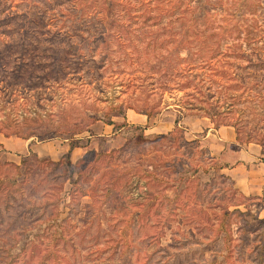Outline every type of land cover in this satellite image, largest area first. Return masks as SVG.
Here are the masks:
<instances>
[{
	"label": "rangeland",
	"instance_id": "obj_1",
	"mask_svg": "<svg viewBox=\"0 0 264 264\" xmlns=\"http://www.w3.org/2000/svg\"><path fill=\"white\" fill-rule=\"evenodd\" d=\"M195 2L204 6L201 12L193 13L197 25L191 37L197 65L187 71L193 78L190 86L179 89L176 83L184 81V73L179 72L175 81L164 88L159 73L148 68L140 70L143 64L139 68L131 65V47L124 50L107 35L119 29L116 21H121V14L97 9L104 6L102 0H0V120L39 126L38 131L47 129L42 136L28 139L15 135L7 138L0 133L2 225L20 210V188L37 203L45 197L54 198V190H58L55 174L61 171L47 174L50 167L35 170L23 183V158L34 152L39 158L57 161L68 153L69 161L74 163L85 151L94 149L106 154L97 157L92 153L81 163L78 186L85 195L74 206L77 212L73 221L81 225L82 219L89 216L98 220L100 232L95 235L96 228H92L80 247L100 248L102 252L85 264H121V244L110 257L113 240L119 238L120 243V234L130 242L125 264H264V252L262 260L259 258L264 245L263 196L244 193L234 182V201L240 202L235 205L228 199L229 191L221 195L222 190L215 191L214 187L208 191L182 187L186 178L197 177L195 182H205L213 174L223 173L217 168L223 164L210 154L211 141L203 139L207 130L203 124L239 128L242 141L235 138V145L240 148L257 144L260 137L264 141V69L255 70L247 60L227 56L234 36V32L227 36L229 0L190 3ZM93 9L100 11L96 17L92 16ZM74 11H83L85 22L74 25L73 30L60 26L59 19L52 21L53 15L73 16ZM202 12L209 13L207 21ZM87 16H92L91 23ZM243 16L251 15L245 10ZM165 18L161 16L160 24ZM254 18L264 29V0H259ZM123 20L128 23L127 15ZM136 25L132 21L129 28ZM221 26L222 33L211 36L213 31L220 32ZM98 35H106L107 40L98 39ZM67 47L71 48L66 52L69 60L61 56ZM185 53L180 52L182 56ZM106 65L108 70L104 72ZM186 65L190 64L178 67ZM90 116L95 119L88 130L76 135L79 145L72 149L67 135L49 130L52 126L64 129L62 124L68 118L80 122L90 120ZM175 121L186 140L197 142L179 148L160 146L153 151L136 143L140 132L136 125L145 127L148 142L172 130ZM47 135L53 137L41 140ZM125 143L129 145L120 151ZM112 149L115 151L110 153ZM168 163L179 170L177 174L166 171ZM68 166L70 173L73 168ZM76 177L73 172L72 178L64 182L60 203L69 202L67 192ZM111 181L114 187H108ZM108 188L112 189L109 197L105 195ZM240 193L256 197L244 199ZM90 203L95 206L82 207ZM62 204L57 210H62ZM34 211L26 214L25 220L20 216L15 222L17 229L23 224L27 227L9 249V254L18 259L17 264H22L23 245L28 253L31 241L43 247L50 237L52 228L45 229L49 223L45 222V213L38 216L41 210ZM65 215L61 212L59 217ZM73 259L84 264L77 256Z\"/></svg>",
	"mask_w": 264,
	"mask_h": 264
},
{
	"label": "trees",
	"instance_id": "obj_2",
	"mask_svg": "<svg viewBox=\"0 0 264 264\" xmlns=\"http://www.w3.org/2000/svg\"><path fill=\"white\" fill-rule=\"evenodd\" d=\"M244 1L229 0L230 3L227 5V36H230V34L234 32V36L232 38L233 45L227 47V56L245 59L247 60L249 67L255 70H261L264 69V45L263 43H259L264 41V29L259 27L257 19L254 18V14L257 13V7L259 6V0ZM102 2L105 3L104 6H101V8L97 9L107 10L108 12L113 11V13L121 14V21L119 23L116 21L119 25V29L114 30V32H109L107 35L111 36L114 41L118 42L121 47L124 48V50L126 46L131 47L133 50L132 54H134L130 58L131 65H135L136 68H139L138 66L143 64L145 67L141 68L140 70H145L148 68L151 72L159 73V80H163L161 84H163L164 88H168V84L171 81H175V77L177 74H179V72L185 74V79L183 82H175L176 86L179 87V89L190 86V82L193 78L190 77V72L187 71H191L197 65V63L194 65L193 61L194 55L197 54H195V44L192 41L193 37H191L195 35V26L197 25L195 22L196 18L193 13L194 11H196V14L201 12L204 9V6L198 4L196 5V2L195 4H191L190 2H192V0H131V2H129V0H102ZM239 3L241 4L239 5ZM245 10H247L248 14L251 16H243V11ZM98 12L100 11L93 9L92 16L96 15ZM83 13L84 12L81 11L80 14H78L76 11H74L73 16H70L68 13L62 16L53 15L52 21L60 20V26L73 30L74 25L78 24L79 22H85ZM76 14L79 16L77 17ZM125 15H127L128 23L123 20ZM162 15H164L166 18L165 21L160 24L159 20ZM92 16L86 17L89 19V23L92 22L90 19ZM203 16H205L204 21H207L208 17H210L208 12H204ZM137 17L141 18L140 22L136 21ZM132 21L137 23V25L134 28H129V24H131ZM185 22L187 25H184ZM145 25L147 27H145ZM223 29L224 27L221 26V31H213L211 36L220 35ZM179 30H183L184 33L181 34ZM97 37L100 39L101 35H98ZM105 37L106 35L103 36L101 40H107ZM122 44L125 45L122 46ZM70 49V47H67L63 51L65 55H61L66 60H69V56L66 55V52H68ZM75 50H79V48L76 47ZM182 50L186 51L183 56L180 54ZM217 50H220V48L217 47ZM23 52L27 51L23 50ZM72 57L73 56L71 55L70 58ZM199 58L202 61H205L204 58ZM59 59L60 57H58V60ZM58 60L56 59L55 63L58 62ZM183 63L190 65L179 68L178 64ZM108 66L109 65L103 67L104 72L108 70ZM116 110L121 112V109ZM146 115L147 117L149 116L148 113ZM6 117H8L7 119L9 120L10 117L8 115ZM94 119L95 118L90 116V120L75 122L73 118H68L62 124L64 129H58L59 127L52 126L49 130L53 134L62 132L63 135H67L66 138L69 140V147L72 149L79 145L76 135L88 130V126L93 122ZM1 120L0 133H2L5 137L15 135L17 137L28 139L31 136L40 137L44 134L43 132H47V129L38 131L39 126L36 127L33 125H24L17 122L12 123L10 120L8 122ZM211 121L214 122V120ZM215 126H217V122L215 123ZM136 127L140 130L136 143L140 144L142 148L145 146L146 148L144 150H146L148 147L152 151L158 150V147L160 146H164L165 148L166 146L179 148L185 144L197 142V140L194 142L186 140L181 134L176 121L174 122V127L172 130L168 131L166 134L156 135L148 142H146L144 135L145 127L141 125H136ZM234 131L236 140L242 141L239 128L236 127ZM48 137H53V135L41 137V140H47L49 139ZM249 141L250 140L247 139L246 142ZM255 142L261 146V152L264 153V141L262 137L256 139ZM128 145L129 143L122 145L120 147V151ZM114 151L115 150L112 149L110 153ZM92 153H95V156L97 157H101L106 154L105 152H96L94 149H89L85 151L83 155L78 157L74 163H71V161H69L68 153L64 154L59 160L53 161L49 158H39L36 153L32 152L30 156L21 160L20 164L23 166L24 174L21 181L23 183L27 181L28 176H31L32 173H35V170H43L44 167H50V173L47 174H51L55 170H60L61 172L55 174V177L59 179L58 190H54V195H52L55 196L54 198H46L43 195L45 198L40 201L41 203H37L35 199H30L31 197L29 198V195L25 194L23 189L20 188V192L18 193L20 198V203L18 206L20 210L17 213L10 215L11 219L5 221V225H2L4 223V219L3 212L0 209V224L3 226L2 228L0 227V264H17L16 262L18 259L15 255L9 254V249L16 245L15 237L23 234L27 227L26 224H23L17 229L15 227V222H17V219H19L20 216L22 218L21 220H25L24 216L26 214H33L35 212L34 210L36 209L41 210L38 216H42L45 213V222H49L45 229L48 231V229L52 228L49 233L50 237L49 240L44 243L43 247H41L40 243H34L31 241L28 253H25L23 245L21 247V250H23V255L21 257L22 264H79V261L74 262L73 258L76 256L81 258L85 264L86 261L95 260L100 256L102 252V249L100 248L86 249L85 246L82 248L80 247L82 242L86 239L88 231L95 227V235L100 232L101 225L98 220L93 216H89L85 219H82L83 223L81 225H78L77 220L73 221V215H76L77 212V209H75L74 206L79 205V197L85 195L81 187L78 186L81 177V163H83L85 159H87ZM64 160H67V162ZM68 165L72 166L73 168L70 173L68 172ZM173 166L174 164L168 163L166 171H171L170 173L177 174L179 170L177 168L175 169ZM222 167L223 165L218 166L217 168L220 169ZM180 169H182L181 166ZM73 172L77 174V177L75 180L71 181L73 187H71L67 192L69 202L62 204L60 203L62 197L60 196L59 192H61L64 182L67 179L72 178ZM196 178H186L182 187H203L206 191H208L210 187H214L215 191L217 189L222 190L223 194L221 195H224L227 191H229L230 197L228 199L233 200L231 202L235 205L240 204V202L234 201V196L237 189L233 186L234 181L230 176L224 173H216L205 182L199 180L195 182ZM21 181L19 183H21ZM108 187H114V183L111 181ZM17 190H19V188L16 189V191ZM109 190L112 189L108 188L107 192L105 193L107 197L110 196ZM182 191H185V189ZM198 191H200V189H198ZM45 193L47 192L45 191ZM239 197L244 199H252L256 196H245L240 193ZM13 198L16 199V196ZM61 204L63 207L61 206L62 210L59 211L57 208ZM94 206V204L90 203L83 204L82 207L92 208ZM61 212H66V215L63 218L59 217ZM78 220L81 219L78 218ZM122 235L123 234H120L122 238L120 243H117L119 238L113 240L114 245L112 248L114 251L111 253L110 257L113 258V255L118 248L117 246L121 244L120 249H118V255L119 259L121 260V264H125L130 256V254H127V249L130 246V242ZM83 249L85 252L81 253V250ZM263 252L264 245L261 246L259 253L260 260L263 258Z\"/></svg>",
	"mask_w": 264,
	"mask_h": 264
},
{
	"label": "crops",
	"instance_id": "obj_3",
	"mask_svg": "<svg viewBox=\"0 0 264 264\" xmlns=\"http://www.w3.org/2000/svg\"><path fill=\"white\" fill-rule=\"evenodd\" d=\"M203 126L207 129L203 139L211 141L210 154L223 164L222 172L229 175L242 192L264 197V153L260 146L237 147L235 132L229 126L214 128L210 122Z\"/></svg>",
	"mask_w": 264,
	"mask_h": 264
}]
</instances>
